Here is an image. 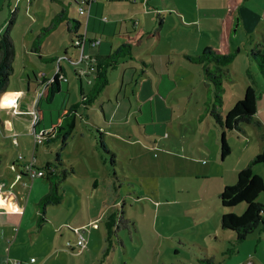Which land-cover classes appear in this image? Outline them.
<instances>
[{
  "label": "rangeland",
  "instance_id": "374dc122",
  "mask_svg": "<svg viewBox=\"0 0 264 264\" xmlns=\"http://www.w3.org/2000/svg\"><path fill=\"white\" fill-rule=\"evenodd\" d=\"M70 1L0 3V33L12 21L8 32L15 48L9 89H26L27 79L32 89H41L60 65L66 73V81L59 74L61 90L67 92L56 94L50 103L42 101L43 106L51 109L52 123L62 107L78 106L75 128L64 144L60 139L41 143L33 152L32 132L20 142L0 132V153L7 152V160L21 155L28 161L35 153L44 169L45 160L55 165L58 154L65 164L60 167L65 176L53 179L60 203L44 205L36 196L46 178H35V192L28 195L30 180L16 170L5 173L3 159L0 171L7 182L28 198L21 241L13 245L21 247V255L9 264H71L73 257L76 264H264V212L257 228L238 240L221 229L220 217L240 216L245 205L225 208L217 198L264 147V60L259 56H264V0L105 3L103 19L116 27L102 41L119 57L105 68L106 82L91 97L87 111L81 104L91 95L95 73L86 72L85 62L80 64L83 52L71 44L65 21L46 35L38 54L32 51L36 37L63 7L84 34L86 17ZM131 5L135 12H128ZM103 42L101 50L109 49ZM124 44L129 46L126 54L120 50ZM205 48L231 60L188 61ZM49 54L57 61L48 60ZM206 68L214 74L219 68L223 90L216 92L205 77ZM249 86L256 91L255 115L251 123L240 124L244 133L225 131L230 153L221 158L222 131L212 112L223 117ZM252 170L264 180V163ZM256 201L264 205V191ZM45 206L46 223L41 214ZM89 219L98 230L90 233ZM41 224L49 230L41 231ZM77 226L86 241L84 253L76 245Z\"/></svg>",
  "mask_w": 264,
  "mask_h": 264
},
{
  "label": "trees",
  "instance_id": "16d2710c",
  "mask_svg": "<svg viewBox=\"0 0 264 264\" xmlns=\"http://www.w3.org/2000/svg\"><path fill=\"white\" fill-rule=\"evenodd\" d=\"M72 2L76 5L74 0H72ZM229 15L230 14L228 13L227 16ZM61 21H65L66 23L67 32L71 34V43L73 42L74 38L80 35L78 33L80 23L69 17L68 11L65 8H62V10L52 19L50 26L48 28H43L41 33L36 37L34 41L35 46L32 47V50L38 52L42 40L50 31H53ZM88 23L89 22L87 21L85 32H97V34H100L98 31L90 30ZM11 25L12 21H9L7 30L3 33H0V93L6 90L13 71L12 64L15 55V48L13 40L11 39L8 32ZM101 35H103V33ZM72 45L74 46V43H72ZM120 50H123V54L128 53V44L122 45ZM259 56L264 60V56ZM117 57H119V52L106 55L100 53L92 55L94 61L92 65L88 67L92 68V71H94L95 79L92 81L93 89L91 90V95L87 96L81 104L83 110L87 111V106L91 103V97L101 91L103 85L106 82L105 68L108 65H112L114 63V59ZM210 59L217 61L218 64H225L231 60L230 57L223 55L220 51L212 52L211 48H205L199 57L188 58V61L198 64L202 61L208 62ZM50 61H56V59L51 58ZM204 72L208 81H210L215 86L216 92L223 90L220 81L219 68L216 69L215 74L208 68H206ZM60 73L62 74L61 77L65 78L59 67L58 72L54 74L52 80L43 84L39 98L40 101L44 100L46 103H50L54 96L58 92H61L59 88V83L61 81L59 78ZM216 98L220 101L217 93ZM255 98L256 91L253 87L249 86L244 91L243 97L238 100L235 106L223 117L215 112H212V116L216 124L222 131L220 140L221 158H225L230 153V149L224 139L225 131L236 130L238 132L244 133L240 127V124L252 122L255 115ZM77 109V105L62 108L58 115L57 121L55 123H51L49 128H46L48 132L43 135L42 144H49L50 142H55L57 139H60L64 144L70 135V131L75 128V115ZM43 112L44 110L40 109L38 103L35 106L36 123L42 121ZM100 136H102V134H100ZM99 143L102 147L104 146L103 142L101 141V137H99ZM54 159L55 165H51L49 162H47L45 163L44 167V176L46 175V179L49 184V192L40 200V203L42 202L44 205L58 204L62 199V196L58 194L57 182L53 179L57 178L60 174L65 176V170L60 168L65 164L60 159L58 154L55 155ZM263 163L264 147L262 153L253 157L247 163V165L237 173L236 183L233 186H225L224 189L217 195L222 207L231 208L241 203H244L245 205V210L240 216H236L231 213H225L220 217L221 229L233 232L238 240H242L247 235L252 233L254 229L257 228L259 221L262 219L264 205L257 202L256 199L264 191V180L260 175L254 173L252 169ZM122 220L123 219L120 218V221Z\"/></svg>",
  "mask_w": 264,
  "mask_h": 264
},
{
  "label": "crops",
  "instance_id": "0c3cea01",
  "mask_svg": "<svg viewBox=\"0 0 264 264\" xmlns=\"http://www.w3.org/2000/svg\"><path fill=\"white\" fill-rule=\"evenodd\" d=\"M99 1H102V3H99ZM110 1L115 2L117 0H94L89 5L88 14L85 15L86 22L87 21L89 22L88 24H89L90 30L98 31V33H100V34H97V32L96 33L85 32V37H86L87 41H86V43L83 47V50H82L83 54L86 53V50L88 48L90 49V47L88 46V42L90 40H97V36H99V42H97L95 47H92L94 50L90 51L89 55H94L96 53H100L103 55L110 54V52H108V51L111 49L110 48L111 44L102 41V37L105 38L104 41H108L107 36H109L111 34L114 35V33H115V27H116L115 24L104 20L103 16H102V10L105 8V3L110 2ZM118 1H121V0H118ZM128 1H130V0H128ZM148 1H150V0H133L132 2H134V3L139 2V3L147 4ZM163 1L165 3V0H163ZM70 2L72 3V5H75L72 2V0ZM0 3H2L1 0H0ZM129 11L135 12V10H133L132 5L128 8V12ZM68 16H69V14H68ZM146 16H148V14ZM79 29H80V27L78 28V33L80 34ZM102 33H103V35H101ZM89 34L90 35L93 34L94 36H89ZM102 42H103V44H107L109 49L106 50V48H105V50L102 51L101 45H100ZM25 48H26V51H29L28 50L29 46L27 43H26ZM74 48L78 49L77 47H74ZM32 51L35 52L34 50H32ZM35 53L38 54V52H35ZM51 55L52 54H49L50 58L48 60L51 59V57H52ZM65 55L66 54L64 53V56ZM53 59H56V61H57V58H53ZM82 63L83 62H80V64H82ZM59 67H60L62 73L64 74L65 78H66V73H65L64 68L62 66L58 65V69H59ZM9 85H10V81L8 83L6 90L4 92L0 93V132L4 136V138H7V139L16 138L17 142H20L19 138H21L22 135H24V134L27 135V133H30V132L35 134L36 132H39V131L46 129V128H49L50 124L52 123V118H51V113H50L51 109H48L47 108L48 106H46V107L43 106L42 101H44V100H41V101L39 100L41 90L43 87L41 89L40 88L32 89L28 79H27L26 89H24V90H19L18 88H15V87H11L9 89ZM59 88H60L61 92H58V93L67 92V89L65 91L61 90L63 87L61 86L60 83H59ZM54 97H56V95ZM152 99H155V97H152ZM53 100H54V98L52 99V101ZM38 103H39L40 109H43L44 112H43L42 121H39L36 123L35 122V120H36L35 119L36 118L35 106ZM64 107H67V106H64ZM64 107H62V108H64ZM48 110H49V113H48V115H49V121H48L49 126H46L45 125V122H46L45 121V114H46V112H48ZM0 147H3V146L0 144ZM36 147L37 146L33 147V150ZM33 152H36V150H34ZM32 158L35 159L36 167L39 169H43V164L38 163V160L36 159L35 153L33 154ZM3 159L6 161V167L4 169V172L11 174V172L13 170H16L20 174V177L22 175L23 177L28 178L30 180V184H29L30 189L28 191V195H29L30 190H31L30 195L32 193H34L35 192V185H31V182L34 181V179H30L29 177H27L23 171V166L29 160L25 161L24 157L22 156L21 159L24 160L23 162L18 161V159H16V161L12 162L10 160H7V152H1L0 153V165L3 161ZM47 162L48 161L45 160V163H47ZM9 165H11L12 169H9V167H8ZM5 173L2 174V171H0V183L2 185V187H1L2 192L0 194V264H9V262L17 260L20 257L21 250H22L21 247L13 246V245L18 243L19 241H21L20 238H21L22 234L20 233V230H21V224L23 221V213H24L23 211H26L28 209V198L22 192H20V190L18 189L17 186H14L13 184L11 185L7 182V180L5 178ZM42 177L46 178V175L45 176L43 175ZM42 177H40V178H42ZM8 179H11V178H8ZM22 185L25 186L27 184H25V182H22ZM41 186L37 192L38 196H36V197H39L38 199H40V200L44 195H46L48 193L49 184H48L47 179H46L44 185H41ZM41 193H43V194H41ZM40 195H42V196H40ZM34 199H37V198H34ZM38 203H40V202H38ZM34 205L35 206L33 209H36V211L38 213L39 212L38 205L37 204H34ZM9 209H13V213L11 215L9 214L10 213ZM45 209H46V206L43 208L41 214H44V215H42L43 216L42 221L43 222L45 221V223H46L47 218L45 217ZM94 222H95V220L89 219L88 225H89V227H91L90 233L93 232V230H94L92 228L96 227L98 230L96 222L95 223ZM83 225H81V227H83ZM78 227H80V226H77L74 229H77L80 231V229ZM44 229H47V228L44 227V225H42L40 230L42 231ZM47 230H49V229H47ZM82 232H83V230H82ZM43 245H46V243ZM85 246H86V241H85L84 247ZM46 247H47L46 250L50 249V245H46ZM84 247L82 249L79 248V250L81 251L79 253H84V249H85ZM31 262H35V260L31 261ZM71 264H76V259L74 257L72 258Z\"/></svg>",
  "mask_w": 264,
  "mask_h": 264
},
{
  "label": "built area",
  "instance_id": "2783aa9c",
  "mask_svg": "<svg viewBox=\"0 0 264 264\" xmlns=\"http://www.w3.org/2000/svg\"><path fill=\"white\" fill-rule=\"evenodd\" d=\"M74 1L76 3V6L79 7L78 12L80 14L87 15L88 11H89V5L94 0H74ZM86 41L87 40H86L85 32H84V34H80L78 37L74 38L72 43H74V46L77 47V48H80V50L82 51ZM97 42L98 41H96V40H90L88 42V44L92 48V47L96 46ZM93 61H94V59L92 58V55H84V54H82L80 62H85L86 63V68H87L86 72L87 73L93 72L92 68L88 67V66L92 65ZM82 71H84V69L81 70V73H79V74H82ZM64 80H65V78H64ZM47 132L48 131L46 129H44V130H41V131L36 132L34 134L35 135V146H37V145L42 143L43 135H45ZM18 159H21V156H18ZM23 171H24L25 175L27 177H29L30 179L40 178V177H42L44 175V170L43 169H39V168L36 167L34 158L29 160L23 166ZM1 187H2V185L0 183V194L2 192ZM75 233L78 236V238L76 240V245H77V247L82 249L84 247V245H85V241L82 238L79 230L75 229ZM30 261H34V258H31ZM16 264H19V263L17 262Z\"/></svg>",
  "mask_w": 264,
  "mask_h": 264
}]
</instances>
